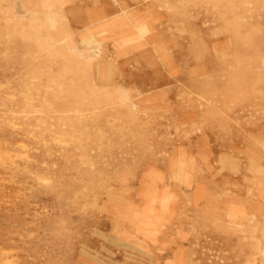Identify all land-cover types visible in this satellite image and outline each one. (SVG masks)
<instances>
[{
	"label": "rangeland",
	"instance_id": "374dc122",
	"mask_svg": "<svg viewBox=\"0 0 264 264\" xmlns=\"http://www.w3.org/2000/svg\"><path fill=\"white\" fill-rule=\"evenodd\" d=\"M0 264H264V0H0Z\"/></svg>",
	"mask_w": 264,
	"mask_h": 264
}]
</instances>
